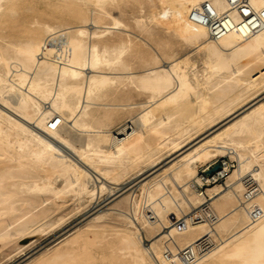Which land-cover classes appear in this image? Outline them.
<instances>
[{
    "label": "bare ground",
    "instance_id": "obj_1",
    "mask_svg": "<svg viewBox=\"0 0 264 264\" xmlns=\"http://www.w3.org/2000/svg\"><path fill=\"white\" fill-rule=\"evenodd\" d=\"M44 3L55 11L43 18ZM207 3L231 15L228 30L192 17ZM263 87L264 25L230 0H0V243L133 183L122 224L98 213L27 264H184L181 250L210 234L193 264H264V214L251 216L264 210ZM165 151L177 154L142 181ZM223 153L225 182L203 178Z\"/></svg>",
    "mask_w": 264,
    "mask_h": 264
},
{
    "label": "rangeland",
    "instance_id": "obj_2",
    "mask_svg": "<svg viewBox=\"0 0 264 264\" xmlns=\"http://www.w3.org/2000/svg\"><path fill=\"white\" fill-rule=\"evenodd\" d=\"M33 11L36 13L42 12L41 15L44 18V15L46 16V14L54 13L53 11H55V9H53L51 7H47V5L44 3V4L40 5V8L36 7ZM30 13H31V11H30ZM115 13L119 14V12H117V11H115ZM134 32H136V33L138 32L137 34H139L141 36L139 31L136 30ZM161 33H163V32L160 31V34ZM164 34L167 36V34H169V33L166 34V32H164ZM164 34H162V35H164ZM169 36H170V34L167 37H169ZM189 51L192 52V47H188L186 45H183V47L180 48L179 54L184 55ZM196 58L197 57L194 56L193 60H196ZM259 91L260 92L258 95H260V96H259V99L257 98V100H260V99L262 100L264 98V87L262 89H260ZM213 130H215V129H210L209 131H207L203 134L201 132L202 135L199 134L198 138H196L195 142H197L199 140V138L202 139L203 137L205 138L206 136L207 137L210 136L212 134V132H214ZM210 132H211V134H210ZM170 153L166 152V151L164 152V161L161 164H159V166L147 167L145 173L140 176L142 178V181L147 180V178H150L153 174L157 173V170L159 172L160 171L159 169H162L164 167L163 165L167 164L177 154V152L171 153V154ZM223 156L227 157V156H229V153H223L219 157L222 158ZM218 158H216V159H218ZM216 166L218 168V165L215 164L212 167V169L216 168ZM205 167H201V168H205ZM153 169L155 170V172ZM232 169H234V168H230V170H232ZM230 170L228 171V173L230 172ZM199 172H200V170H199ZM224 181L225 180L222 179L221 181H219L217 183L223 184ZM132 184L133 183L129 184L128 187L123 188L121 191H119L118 193H116L113 196L112 195L110 196L109 194H105L100 201H97V202L93 201L92 202L93 204H91V203L85 204L84 206H82L80 208L81 210L76 209V203H74V201H72V200L68 201L66 203V205L64 206V208L62 209L63 212L61 214L64 215L65 217H64V221L61 224L58 223L55 225H50L51 223H49L48 225L45 226L44 231H40L37 233H31L25 237H21V238L18 237V238L11 239L5 243H0V264H27V263H29V261H31L35 256H37L43 250H45L48 247H51L53 245H56L59 241L70 236L72 233H74V231L78 227L86 226L87 223L91 222V220H93V218L98 213H101V212L106 213V215L100 222H97V224L98 223H102L105 225L122 224L124 219H122L121 217H118L116 214L119 213L120 211H125V208L120 204L118 205V203L126 195L133 194V192L135 191V187L129 188L132 186ZM214 184H216V183H214ZM214 184H209L207 187L204 186L203 190H206V188H208L209 186H212ZM127 188H129V189L127 190ZM144 202H145L144 200H141L140 207L141 206L144 207V204H145ZM44 204L40 205L39 209ZM133 211L135 214L136 211L135 210H133ZM147 226H148V229L153 233L152 236H154L158 233V230L156 228H153L149 224ZM108 231H111V232L107 233L106 239H108V237H109V239H108L109 241L115 239V238L112 239V237L116 236L115 234H113V232H112L113 230L109 229ZM110 238H111V240H110ZM106 239L101 241L102 243H97V244L92 245L93 249L94 248L96 249V247L98 248L99 246L101 248L103 246V243L106 242ZM117 239H119V238L116 236L115 241H117V243H118L119 240H117ZM145 242L147 243L148 241L145 240ZM98 244H100V245H98ZM100 251L101 250H97L96 254H99ZM99 261H101V260H98L97 262H99ZM104 262L102 261L101 263L110 264L108 262V260L104 261Z\"/></svg>",
    "mask_w": 264,
    "mask_h": 264
},
{
    "label": "built area",
    "instance_id": "obj_3",
    "mask_svg": "<svg viewBox=\"0 0 264 264\" xmlns=\"http://www.w3.org/2000/svg\"><path fill=\"white\" fill-rule=\"evenodd\" d=\"M231 6L233 8H237L241 11L243 15V19L245 22L252 26L253 29L257 30L264 25V12L261 13L260 11H257L251 4L250 0H230ZM206 13H202L200 9H195L192 13V17L200 22L205 21L206 23L208 21H211L215 19L217 22V26H221L222 28H225L228 30V27L226 26V22H229V19L231 17L230 14H224V15H218L215 12H213L209 6V4L204 5ZM207 14V16H206ZM232 18V17H231ZM233 27V26H232ZM217 35L218 33L215 31L214 33ZM220 158V159H219ZM215 161H213L207 168L201 169V173L203 175V178L211 177L213 179L212 182H219L222 179L225 180L227 172H224L225 165L227 163L231 164V159L229 156H223L222 158L219 157ZM217 164L218 168L212 169V167ZM235 167V163L231 164V168ZM225 182V181H224ZM249 196H252L254 193H256L259 189L258 185H255V182H249ZM204 186H208L207 183H204L203 185H200V188L202 191ZM264 214V210L262 208H257L256 210L251 212V216L253 220L259 219ZM201 217L197 216V219ZM218 243L217 239H215L212 234L203 236L202 238L198 239L193 246L185 247L181 250L179 253V258L184 264H193L195 261H197L200 257L208 253L210 250L213 249V247ZM167 255H171L172 251H167Z\"/></svg>",
    "mask_w": 264,
    "mask_h": 264
},
{
    "label": "water",
    "instance_id": "obj_4",
    "mask_svg": "<svg viewBox=\"0 0 264 264\" xmlns=\"http://www.w3.org/2000/svg\"><path fill=\"white\" fill-rule=\"evenodd\" d=\"M216 168H217V166H216Z\"/></svg>",
    "mask_w": 264,
    "mask_h": 264
}]
</instances>
